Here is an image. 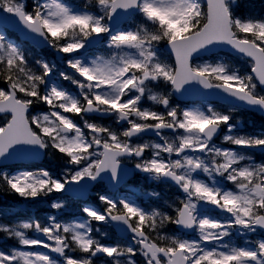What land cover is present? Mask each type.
Listing matches in <instances>:
<instances>
[{
  "label": "snow or ice",
  "instance_id": "1",
  "mask_svg": "<svg viewBox=\"0 0 264 264\" xmlns=\"http://www.w3.org/2000/svg\"><path fill=\"white\" fill-rule=\"evenodd\" d=\"M92 6L93 0L83 6L33 0L28 10L26 0H0V21L14 22L33 46L64 54L60 59L71 69L58 70L43 57L30 62L22 45L0 29V79L6 85L0 87V113L10 114L0 125V183L24 199L53 192L78 198L89 182L106 180L116 189L138 172L181 195L145 207L134 196L98 194L103 210L85 204L84 216L68 221L48 216L46 223H0V232L17 240L15 247L0 248V264H95L98 254L107 264H138L137 255L143 264H264V235L249 238L264 233V162L254 155L264 154V130L245 132L232 123L240 108L264 114V14H240V0H94L98 12ZM137 15L143 23L121 26ZM162 42L172 62L161 58ZM102 44L109 55L90 54ZM225 49L246 67L223 57L204 59ZM159 82L171 92L153 91ZM173 93L196 94L201 102L174 105ZM213 95L231 105L227 112L209 102ZM145 99L161 107H147ZM40 103L48 110L31 115ZM93 116L113 118L120 128ZM147 134L158 141L135 142ZM49 149L65 157L61 174L9 166L37 160ZM65 207L64 200L51 203L56 210ZM94 221L111 224L126 242H102L93 235ZM170 224L177 234L167 233ZM234 234L245 238L242 244L233 242Z\"/></svg>",
  "mask_w": 264,
  "mask_h": 264
},
{
  "label": "rangeland",
  "instance_id": "2",
  "mask_svg": "<svg viewBox=\"0 0 264 264\" xmlns=\"http://www.w3.org/2000/svg\"><path fill=\"white\" fill-rule=\"evenodd\" d=\"M26 3H28V2H26ZM135 21L138 24L143 23V20H142V18L140 16L138 18H136ZM223 58H225L228 61V63H230L233 66L246 67V65L243 62H241L240 60H238V59H235V58H232V57H228V58L223 57ZM215 60H213V61H215ZM149 104H152V103L150 102ZM146 106L149 107L148 105H146ZM41 112H46V109H41L40 111H36V112H34L33 115H35L37 113H41ZM2 120H3V118L2 119L0 118V125L2 124L1 123ZM49 152H50V154H49V162H52V161L54 163L57 162V164H59L60 167L57 168L56 174H61L63 172L64 167L66 166L65 165V157L63 156V154H61L58 151L53 150V149H49ZM18 198L20 200L13 204V208H11L10 210H6L5 209L8 214L0 215V223H3V219H1V218L2 217H7L8 215L16 216L17 214L21 213L24 216H26L27 215V213H26L27 210L26 209H29V208L36 209V208H39V207H42V206L51 207V204L47 205V204H45L43 202H39L37 199L36 200H31V199H24V198H21V197H18ZM0 210H3V209H0ZM61 210H63V211H72L73 212L75 210V208H73L72 206H69L66 203V207L61 209ZM41 215H44L45 218H47L48 216H54V215H45L44 213H41ZM10 220H11L10 224H18V223H20L22 221H27L29 219L26 218L25 220H16L15 217H14V218H10ZM235 237L237 238V236H235ZM244 239L245 238L242 237V240H244ZM14 240H16V239L14 238Z\"/></svg>",
  "mask_w": 264,
  "mask_h": 264
}]
</instances>
